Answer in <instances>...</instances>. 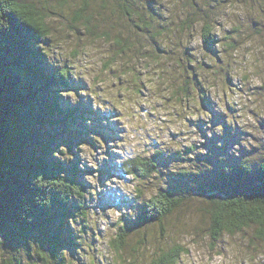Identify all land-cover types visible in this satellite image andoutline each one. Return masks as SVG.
Here are the masks:
<instances>
[{
	"label": "clouds",
	"instance_id": "9594fccd",
	"mask_svg": "<svg viewBox=\"0 0 264 264\" xmlns=\"http://www.w3.org/2000/svg\"><path fill=\"white\" fill-rule=\"evenodd\" d=\"M6 13L36 33L34 47L56 75L82 85L57 95L72 105L84 97L116 134L105 142L89 132L71 151L64 143L52 149L61 162L79 157L86 188L64 172L32 180L46 189L34 196L41 206L50 205L49 188L77 201L67 217L74 249L53 257L32 236L15 249L0 236V264H264V195L205 192L191 180L168 194L170 175L212 170L198 156L210 154L204 145L226 126L236 135L228 155L248 172L264 171V0H0V31L11 27ZM110 153L121 175L101 183ZM158 153L175 158L162 166L152 158ZM105 188L132 205L101 206ZM137 205L155 218L129 230ZM30 211L25 205L20 218L31 222Z\"/></svg>",
	"mask_w": 264,
	"mask_h": 264
},
{
	"label": "trees",
	"instance_id": "16d2710c",
	"mask_svg": "<svg viewBox=\"0 0 264 264\" xmlns=\"http://www.w3.org/2000/svg\"><path fill=\"white\" fill-rule=\"evenodd\" d=\"M11 10L22 11L17 6ZM6 15L11 27L0 31V236L11 249L32 236L55 257L61 247L73 249L67 217L73 215L78 204L75 199H61L60 193L51 188L47 189L50 205L37 204L34 196L46 189L32 184V180L37 173L51 179L66 170L61 161L51 156L55 148L52 142L58 143V139L49 127L75 121L73 112L77 108L57 95L58 89L68 87L69 81L56 75L57 69L34 47L39 38L36 33L29 26L17 23L14 14ZM213 42L214 38H206L205 47L213 50ZM71 144L67 143L69 151ZM152 158L156 161L155 155ZM229 165L231 173H224L221 167L209 187L211 191L224 195L236 191L250 196L264 195V171L253 166L248 172L237 162ZM68 169L74 176L80 171L72 163ZM71 173V177L66 174L64 179L84 189L83 183ZM168 194L175 193L169 189ZM25 205L31 209L28 213L33 217L31 222L20 218ZM154 218L140 206L135 223L148 225Z\"/></svg>",
	"mask_w": 264,
	"mask_h": 264
},
{
	"label": "rangeland",
	"instance_id": "374dc122",
	"mask_svg": "<svg viewBox=\"0 0 264 264\" xmlns=\"http://www.w3.org/2000/svg\"><path fill=\"white\" fill-rule=\"evenodd\" d=\"M208 49V48H206ZM210 50V49H208ZM53 67V66H52ZM82 85H79L78 82L76 81H69L68 87H79ZM66 87V88H68ZM205 106H207V101L205 102ZM72 107H76L77 109L74 110L73 114L75 116V121L71 123H57L56 126L49 127V130L55 134V138L58 139V143L52 142L53 145L52 147H56L60 143H64L67 145L68 142H72V147L78 143L81 140H88V133L89 132H95L103 139H105V142H107L108 139H113L115 138L116 134V129L115 126L112 124H103L101 123L102 120L107 119L106 115L103 113H100L99 111L93 112L90 108V101H86L84 97L80 98V102L78 104L72 105ZM86 119H91L92 124L91 125H86L84 121ZM223 117L220 116L219 114H214V120L213 123L216 122H222ZM202 134H203V129L201 128ZM49 132V131H48ZM67 132V133H66ZM80 134V135H79ZM54 139V137H51ZM217 139H221L224 142V147L223 148H217L215 141ZM236 139V135L226 126L225 127V134L223 137H217L213 136L211 140L207 142L205 147L208 148L209 150V155L204 156V157H199L198 159H205L208 160L210 163H212L213 168L211 171H205L201 173L200 176H172L170 175L169 177V189L172 190L173 193H177L180 190L184 189L188 181H195L198 190L205 191V192H211L210 190V185L214 183L216 175L219 171V169L223 166V164H235L237 162L235 157H232L228 155L227 149L231 147L232 142ZM91 143V141L89 140ZM225 155L227 156V159L224 161L218 160L217 156L218 155ZM244 153L242 152V155ZM110 159L103 162L100 167V177H101V183H103V179L110 177L112 175H121L119 171V166L116 165L113 162L112 154L110 153ZM156 156V162L159 165L166 166L168 161L171 159L175 158L174 154H164V153H158L155 155ZM79 162V157H77L73 161H68V162H62L66 168L64 170L65 174H70L71 172L69 171V165L72 164H78ZM255 167V166H254ZM78 168V167H77ZM77 173V176H74L72 173L73 177H76L78 181L82 182L84 187L86 188V182L83 181V172L81 169ZM86 171H91V169H85ZM70 176V175H69ZM71 177V176H70ZM119 202L120 204H124L125 206H131L132 202L128 201L126 197L122 195H117V190L114 189H108L105 188V190L101 193H99V200L98 203L101 206H106L108 204H115ZM138 212L140 209V205H137ZM149 225V224H148ZM148 225H140L142 227H146ZM139 226L135 223L134 221H126V227L130 230L133 227ZM72 233V231H71ZM76 245L73 246V249ZM72 250V249H70Z\"/></svg>",
	"mask_w": 264,
	"mask_h": 264
}]
</instances>
